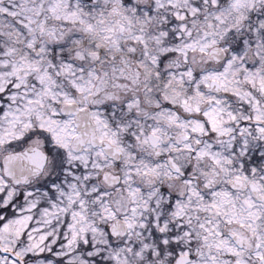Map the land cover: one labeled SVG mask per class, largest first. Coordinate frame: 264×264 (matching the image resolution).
Returning a JSON list of instances; mask_svg holds the SVG:
<instances>
[{
	"label": "snow or ice",
	"instance_id": "1",
	"mask_svg": "<svg viewBox=\"0 0 264 264\" xmlns=\"http://www.w3.org/2000/svg\"><path fill=\"white\" fill-rule=\"evenodd\" d=\"M0 264H264V0H0Z\"/></svg>",
	"mask_w": 264,
	"mask_h": 264
}]
</instances>
